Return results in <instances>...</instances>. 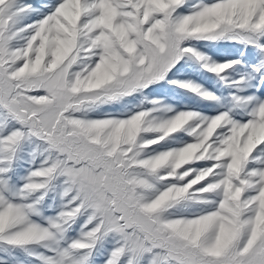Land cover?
<instances>
[{
	"label": "snow or ice",
	"instance_id": "6c2138e0",
	"mask_svg": "<svg viewBox=\"0 0 264 264\" xmlns=\"http://www.w3.org/2000/svg\"><path fill=\"white\" fill-rule=\"evenodd\" d=\"M0 264H264V0H0Z\"/></svg>",
	"mask_w": 264,
	"mask_h": 264
}]
</instances>
